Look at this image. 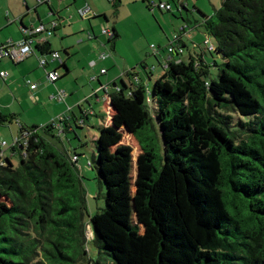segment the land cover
Listing matches in <instances>:
<instances>
[{"label": "trees", "instance_id": "trees-1", "mask_svg": "<svg viewBox=\"0 0 264 264\" xmlns=\"http://www.w3.org/2000/svg\"><path fill=\"white\" fill-rule=\"evenodd\" d=\"M108 1L116 14L121 0ZM41 6L50 10V0H37L34 9ZM194 10L220 63L200 54L176 58L186 47L175 36L157 49L168 56L151 89L135 74L138 67L150 80L143 62L124 74L135 82L102 89L112 121L140 149L130 182L122 166L129 154L106 151L117 133L99 128L87 162L105 184L103 209L88 212L79 155L53 143L73 132L68 119L80 128L88 114L20 128L22 143L10 147L18 165H0V264H264V0H222L209 17ZM109 32L113 47L118 34ZM47 40L34 53L54 52ZM60 51L69 58L68 49ZM59 68L69 73L63 61ZM13 118L0 113V124ZM133 210L169 227L140 262L131 258L138 238Z\"/></svg>", "mask_w": 264, "mask_h": 264}, {"label": "rangeland", "instance_id": "rangeland-1", "mask_svg": "<svg viewBox=\"0 0 264 264\" xmlns=\"http://www.w3.org/2000/svg\"><path fill=\"white\" fill-rule=\"evenodd\" d=\"M36 1L37 0H0V20L2 21V25L4 22H7L6 18L13 21V25L5 27L6 29L0 32L1 40H6L7 35L10 32L19 33L17 29L19 26L18 17L22 13L26 12V7L31 9L29 13L35 16V13L32 12V8L36 4ZM85 1L87 0H76L75 8L73 9V12L76 13L80 24H83V21L80 19L81 16H79V10L85 8ZM89 1L90 3L95 4V6L101 8V10L105 11L106 14V16L105 14H100L96 18H93V20H98L99 23H103L104 16L110 21L108 22L109 25L110 23H115V30L118 32V37L115 39L113 47H111L110 43H106V36L100 33L101 31L99 30V41L102 42V44L97 46L94 50H96V54L98 53V56L105 53L111 58V61L103 63V66L107 68V76L100 78L103 81L115 78L117 83H120V79L128 82V79L124 74L130 68H133L143 62L148 67H153L151 71L148 68L146 70L148 73H151V78L150 80L146 79V76H144L142 71L139 69H137V71L140 72L138 75L142 78L143 82H146L149 89H151L155 79L164 73L163 63L165 62L162 58V52L157 54L156 57L152 54L153 49L151 46L156 47V49L157 47L164 48L168 44V39H173V36H181L182 33L184 34L181 38L186 44L184 54L180 56L183 60H187L188 53H192L193 51L199 53L201 51L206 59V62L212 63L213 59L217 63L221 62L220 57L215 53L210 55L208 51V49H210V41L204 45V41L208 37L202 22L204 18L197 11H195L194 8L199 7L205 13L204 16L209 17L221 7L222 0H183V2L187 3V7H185V9H181L177 0H151V2L154 3H158V1H160L162 3L170 4V11L158 10V8H154L152 6L151 2V7H149L148 2H143V0H136L135 2H133V0H121L122 6L128 4L129 6L134 5L135 9H131L129 6L123 9L121 7L120 11L116 14L108 0ZM51 2L55 3L56 0H51ZM97 4H100L102 7ZM70 11H67L66 13ZM85 23L88 25V21H85ZM180 29H184V32ZM209 40L213 42L212 38ZM62 41H68V39H62ZM85 43L87 46L92 45L89 41H86ZM193 43L197 45L196 48H194ZM60 54H62V51H60ZM79 54L80 55H78L77 58H80V62L79 60H76L74 63L68 62V67L71 73L67 77L65 76L66 79L64 78L65 80L63 82L68 79H71L70 81L73 82V78L75 76L78 78L77 88L79 96H75V98L79 100L80 106L74 110L73 115L78 116L79 118L83 115V113H86L88 114V120L81 124L82 127L76 128L73 122L68 119V124L71 127H74L73 132L69 131L61 137L60 141L52 142L60 149H65L69 153L75 151L77 155H79L77 157V169L79 174L82 176L81 181L86 192L88 212L92 214L96 211V209H98L97 211L103 209L105 205V184L100 179L95 168H91L87 162L88 159L90 160L92 158L91 155L96 150L95 142L100 137L99 128H111L115 131V133H117V135L108 140L109 148L106 149V151L109 154H114L117 151L129 154L127 161H125L122 166L124 168L123 172L127 175L130 182H132L135 178L136 160L138 154L140 153V149L133 135L129 134L125 128L112 121L108 106L106 105L105 96L102 91V88L105 87V85L100 84L97 87L96 82L94 83L89 81L90 77L87 79L86 74L82 73V65L87 64V58L84 56L82 50H80ZM35 55L38 57V54ZM167 56L168 55H166V58ZM44 57L47 60L49 59V55H45ZM31 59L32 58L27 59L26 61ZM23 61L16 63V66H13L3 60V62H6L5 66H8L9 68L20 67L23 63H25ZM38 71L43 70L38 66ZM211 71L215 77L217 74L216 68L211 69ZM28 78H33V76L28 75ZM24 80L23 84H21V80L18 81V85L21 84V87L16 90V86L11 81L8 82V85L10 86L8 89L11 94L16 96L12 100L8 109L3 112L2 109L0 110V113L4 115H13L14 117L10 123L0 124L1 159H9L14 167L18 165L19 156L17 154H13L10 151L9 146H4L2 143L5 142L9 145L13 141L14 137L20 136V129L18 126L19 121L26 127H32L33 125L41 127L42 125V120H39L37 116L30 117L26 114L35 107L40 108L39 106L41 105V100L38 104H35L34 106L31 105V103L26 99V93H24ZM4 89L8 93L6 87H4ZM50 90L51 89L46 92V95L50 92ZM93 93H95L96 98ZM9 98L10 97H7L6 103ZM10 101L11 100L8 102ZM57 104H61L64 107V104L66 105V100L64 103L57 102ZM66 107L71 109L70 106L66 105ZM32 114H35V111L32 112ZM64 116L67 117V114L64 113ZM68 116L70 117V115ZM77 123L80 124V121H77ZM131 217L134 225L138 227L137 243L134 254L131 258L135 262H140L143 259L145 250L148 248L154 249L161 239L162 234H167L169 232V227L166 224L158 225V223H154L152 218L149 217H138L134 210L132 211ZM91 254L94 256V253Z\"/></svg>", "mask_w": 264, "mask_h": 264}, {"label": "crops", "instance_id": "crops-1", "mask_svg": "<svg viewBox=\"0 0 264 264\" xmlns=\"http://www.w3.org/2000/svg\"><path fill=\"white\" fill-rule=\"evenodd\" d=\"M87 1H85V8H88V13L85 16L80 17V19H82V21H83V24H80L79 19L76 16V13L73 12V9L75 8L76 0H56L55 3L51 2V0H50L51 12L46 6H41L35 10L34 9L35 5H34V7L32 8L33 9L32 12L35 13V16L32 15L31 13H29V11L31 9H28V10H26L25 13H22L18 17L19 26L17 27V29H18L19 33H17V32L16 33H13V32L8 33L6 40L4 39V41H3L0 39V43L6 42L7 40L16 41L22 37L23 29L20 27V20H21V23L24 25L25 28H30V27L36 26L38 24H43V25L48 27V24L50 22L56 21L58 26L54 30V34L50 38H48L47 41L49 42L52 51L59 52L62 49H68L69 50L70 56L68 59H65V57H62V55L60 54L61 61L64 62L65 66L67 67V69L69 71V73L66 75V77L71 73V71L69 70V67H68V62L74 63V62H76V60H79V62H80V58L78 59L77 56L80 55L79 54L80 50H82L84 53V56L87 58V64L82 65V73L86 74L87 79H88V77L91 78V80L89 78L90 82H94V83L96 82L97 87L99 86V83H100L102 85H105V87H107V90H108L109 86L112 83H117L115 81V78L107 79L106 81H103L100 78L107 76V68H105L103 66V63L106 61H111V58H110V56L106 55L105 53H102L106 57H104L103 59H100L98 56V53L96 54V50H94V49H96L97 46H100L102 44V42L99 41L100 40L99 35L101 33V32L99 33V30L101 31V29L103 27H106L109 30H110V28L115 29V26H114L115 23H112L113 25L110 23V25H109L108 23H104V22L102 23L101 22L102 23L101 24V23H99L98 20L91 19L93 17L99 16L100 14L104 15L105 11H103V10H101V8L95 6V4L90 3L89 0H87ZM122 1L119 3V8H118L117 12L120 11L121 7L123 9V8H127L129 6V4L122 6ZM129 1H132V0H129ZM135 1L136 0H133V2H135ZM158 2H160V1H158ZM177 2L179 5V3L183 2V0H177ZM183 4H185V6L187 7L186 2H183ZM97 5L102 7L100 4H97ZM129 8L135 9L134 5L129 6ZM197 9L200 10L203 14H205L199 7H197ZM70 10H72V11H70ZM67 11H70V12L66 13ZM177 12H179V11H177ZM105 16H106V14H105ZM6 21L7 22H4L2 25V21L0 20V32H2L4 29H6L5 27H9L10 25H13V21H11L10 19L6 18ZM85 21H88L89 26L86 25ZM108 22H110V21L108 20ZM161 29L164 30L163 28H161ZM181 31L184 32V29H182ZM88 32L91 33V35L93 36L92 39L87 38L86 34ZM183 34L184 33H182L181 36H183ZM64 36H66V37H64ZM181 36H179V40L177 42H175L176 44L181 45L182 43H184ZM69 38H71V39H69ZM62 39H64V40L68 39V41H62ZM173 39H174V36H173ZM86 41L91 42L92 45L87 46L85 43ZM184 45L186 47L185 43H184ZM193 46H194V48H196L197 45H195L193 43ZM158 48H160V47H157V49ZM158 53L160 54L161 52H158ZM35 54L39 55V53L35 52L34 54H32L30 57L27 58V59L32 58L31 60L26 61L27 59H25L23 61L25 63H23L22 66L17 67V68H14L13 66H16V65L12 64L8 59L0 58V72H5L7 74L5 80L0 78V89H1L0 90V110L2 109V112H3L4 110L8 109L11 105L12 100L16 96V95L11 94L10 90L8 89V87H10L8 85V82L11 81L16 86L15 87V90H16V89L21 87V84H23V80L28 78V75H32L33 78H28V79L32 83L37 84V88L35 90H30L29 87L24 83V85H25V86L23 85L24 93H26V99L31 103V105L34 106L35 104H38L40 100H41V105L39 106L40 108L35 107L34 109H31L26 114H28L30 117L37 116L39 118V120H42V125L56 121L57 117L63 116L64 113H66L65 112L66 111V105L71 107L70 111H68L66 114L68 115V113L69 114L72 113V115H73L74 110L80 106L79 100L75 98V96H79L78 95V88H77L78 87V85H77L78 78L75 76L73 78V80H74L73 82L70 81L71 79H68L65 82H63L66 79V77L63 76V72L59 68L60 63H58V62L49 63L47 66L44 67V69L42 68L43 71H38L37 57ZM162 54H163L162 58L164 59L166 57V54L165 53H162ZM199 54L201 56L200 58H202L203 61H206V59L204 58V55L201 51L199 53L193 51L192 53H188V56H192L195 58V57H199V56H196ZM176 58L179 59L181 57H176ZM173 59H175V57H173ZM3 60L8 62L9 65L12 64L13 68H9L8 66H5L6 62H3ZM133 68H130V69H133ZM146 68H149V67L146 65ZM137 69H139V68L137 67ZM137 69L135 70V74L138 77V80H142V78H140L138 75V74H140V72H138ZM52 70H56L61 77L55 83V85L50 84L46 80V76H45L46 71H52ZM102 70L104 71V73H101ZM96 77L98 78V80L96 79ZM134 78H135V76H134ZM127 79H128V82L124 81L126 84H129L130 82L136 81L132 77L127 78ZM20 80H21V84L18 85V81H20ZM4 87H6L8 93L5 91ZM51 87H53V88H51ZM56 88H57V90H64V92L66 93V99H65L66 105L64 104V107L61 104H57V102L58 103H64L65 100H61V101L57 100L56 90H55ZM49 89H51V90L46 95V92ZM93 92H95V91H93ZM7 97H10L9 100H11V101L8 102L9 101L8 100L6 103ZM106 105H107V102H106ZM34 111H35V114H32V112H34ZM73 116H75V115H73ZM32 124H34V123H32ZM18 126H19V129L21 127L27 128L25 125H23L22 122L20 123V121L18 122ZM33 126H35V125H33ZM23 138H24L23 132H20V136L14 137V139H18L19 142H22ZM9 145L7 144L5 146H9Z\"/></svg>", "mask_w": 264, "mask_h": 264}, {"label": "built area", "instance_id": "built-area-1", "mask_svg": "<svg viewBox=\"0 0 264 264\" xmlns=\"http://www.w3.org/2000/svg\"><path fill=\"white\" fill-rule=\"evenodd\" d=\"M152 6L154 8H158L159 10H164V11H170L171 10V5L167 4V3H154L151 2ZM88 13V8H82L79 10V14L80 16H85ZM56 27V23L53 22L50 26H44V25H37V26H33L30 28H25L22 32L23 35L19 40L16 41H11V40H7L6 42L0 43V58H6L9 57L10 60L16 64L19 62H22L23 60L27 59L28 57H30L32 54H34V48L36 45L43 43L45 40H47L48 38H50L53 34H54V29ZM110 30L107 28H102L101 29V33L103 35H110ZM89 33L86 34L87 38L89 39ZM175 38V36H174ZM209 42L208 39H206L204 41V44L206 45V43ZM151 48L153 49L152 54H156L158 51L156 49V47L151 46ZM210 48H212V45L210 44ZM167 52L168 53H172L173 52V48L172 47H168L167 48ZM178 52H181V50H178ZM49 55V59L47 60L44 56L45 55H38L37 60H38V66L43 68L45 66H47L49 63H53V62H58L61 63V59L59 57L58 52H52ZM100 58L103 59L104 55H100ZM101 73H104V71L102 70ZM7 74L5 72H0V78L5 80ZM45 76H46V80L50 83H55V81L58 80L59 78V74L55 71H46L45 72ZM135 80H137V78H135ZM24 83L29 87L30 90H35L37 88V84L32 83L29 79L24 80ZM102 89H106L107 87H103ZM105 90V91H106ZM104 93V92H103ZM65 92L63 90H56V96H57V100L61 101L64 99L65 96ZM105 96V100L106 102L108 101V98L106 96V94H104ZM24 137H25V133ZM24 139V138H23ZM22 139V141H23ZM22 142H19L18 139H13V141L11 142V144L9 145L10 147L13 146H17ZM4 146L7 145L5 142L2 143ZM0 159H1V152H0ZM2 160V159H1ZM0 165L4 166V161L2 160V162L0 163Z\"/></svg>", "mask_w": 264, "mask_h": 264}, {"label": "water", "instance_id": "water-1", "mask_svg": "<svg viewBox=\"0 0 264 264\" xmlns=\"http://www.w3.org/2000/svg\"><path fill=\"white\" fill-rule=\"evenodd\" d=\"M125 128V127H124ZM125 130H126V128H125ZM127 131V130H126ZM128 132V131H127ZM129 133V132H128ZM130 134V133H129Z\"/></svg>", "mask_w": 264, "mask_h": 264}, {"label": "clouds", "instance_id": "clouds-1", "mask_svg": "<svg viewBox=\"0 0 264 264\" xmlns=\"http://www.w3.org/2000/svg\"><path fill=\"white\" fill-rule=\"evenodd\" d=\"M10 148V147H9ZM5 164V163H4ZM4 166H6V165H4Z\"/></svg>", "mask_w": 264, "mask_h": 264}]
</instances>
